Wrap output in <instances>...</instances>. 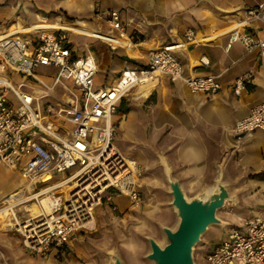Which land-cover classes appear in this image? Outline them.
Listing matches in <instances>:
<instances>
[{"label": "built area", "instance_id": "1", "mask_svg": "<svg viewBox=\"0 0 264 264\" xmlns=\"http://www.w3.org/2000/svg\"><path fill=\"white\" fill-rule=\"evenodd\" d=\"M247 14L231 32L227 48L239 41L247 52L259 51L264 65V38L240 29L250 19L264 22V0ZM108 22L113 29L109 34L140 48L119 10L110 11ZM21 31L0 30V164L18 170L25 181L3 197L0 226L6 231L17 230L29 250L45 254L68 244L79 231L95 229L97 209L105 202L118 208L116 195L126 196L133 206L143 202L141 166L116 145L113 120L120 101L143 78L167 75L184 80L193 92L212 94L222 83L219 75L185 72L177 54L187 43L206 41H197L194 30H188L184 39L153 50L145 66L128 65L114 83L102 86L96 85L97 59L92 54H76L70 28ZM90 36L112 48L123 46L113 38ZM41 66L58 68L52 84L36 73ZM252 74L249 70L237 78V92ZM58 85L70 94L58 96ZM257 129L264 130V102L240 118L233 131L242 136ZM34 205L38 208L35 213ZM205 259L206 264H264V219H245L241 227H232Z\"/></svg>", "mask_w": 264, "mask_h": 264}, {"label": "crops", "instance_id": "2", "mask_svg": "<svg viewBox=\"0 0 264 264\" xmlns=\"http://www.w3.org/2000/svg\"><path fill=\"white\" fill-rule=\"evenodd\" d=\"M260 1L0 0V30H22V34L44 24L52 25L49 28H70L75 48L77 42H86L83 52L77 49L76 54H92L99 69V58L91 43L95 37L90 34L122 43V47L111 48L95 38L107 46L111 59L120 66L117 76L96 81L97 86L117 80L121 70L130 65L124 56L130 55L145 66L153 50L168 41L184 39L188 30H194L197 41L208 38L202 43H187L177 56L186 73L219 75L222 87L217 93H194L184 80L161 75L148 88H135L123 98L113 120L117 142L125 154L137 159L148 187L161 178L171 194L167 178L170 172L186 195L194 197L213 189L221 173L234 195L261 186V180L250 175L264 171V130L237 136L233 129L253 106L264 102V65L259 51L247 52L239 41L231 48L227 45L236 25L248 18L247 10ZM115 9L120 11L128 33L140 48L108 33L113 32L109 13ZM49 12H60L71 19L67 23L54 21L46 14ZM240 29L264 38L261 20L250 19ZM249 70L253 71L252 76L237 92V78ZM20 186L2 193V197ZM9 232H0V264H43L40 254L23 246L20 238Z\"/></svg>", "mask_w": 264, "mask_h": 264}, {"label": "rangeland", "instance_id": "3", "mask_svg": "<svg viewBox=\"0 0 264 264\" xmlns=\"http://www.w3.org/2000/svg\"><path fill=\"white\" fill-rule=\"evenodd\" d=\"M49 17L53 18L54 21L60 20L65 23L71 19L60 12L49 14ZM91 43L100 62V69L96 74L97 83L117 76L120 66L111 59L107 46L95 38ZM85 48L86 42L79 41L76 43V50L78 49L80 53ZM128 56L130 57V55ZM36 73L49 84H52L58 73V68L41 66L36 70ZM156 78L137 88H148ZM67 83L75 88L72 82L67 81ZM75 90L77 89L75 88ZM55 93L61 97L70 94L62 85L56 87ZM51 103L55 104V101L51 100ZM69 126L71 129L74 128L73 124H69ZM115 143L125 154L124 149L117 142V135L115 136ZM144 175L145 173L142 171L140 177L142 185L139 188L143 202L140 205L133 206L126 196L116 195L115 203L118 208H114L110 203L105 202L97 209V226L95 229L81 230L73 236L68 244L54 247L45 254L33 253L41 255L43 264H110V251L115 248L125 264H152V261L146 257L150 251V244L146 236H153L160 243H164V233L160 224L174 225L177 221V215L171 203L172 195L168 193L162 179H157L156 185L148 187L143 181ZM254 175L251 174L250 177L253 178ZM157 176L160 174L158 173ZM55 179H58V176ZM19 184L22 187L25 181L18 170H9L0 166V203H2V193ZM243 191L239 194L234 192L238 201H227L226 205L218 212V216L224 219L227 224L224 226L214 224L202 235L201 241L194 250L196 264H206L207 253L212 251L226 237V232H230L232 227H241L245 219L256 217L264 219V179L261 180V186L258 189L251 191L244 189ZM1 230L6 231L3 226H0V232ZM9 234L19 237L24 246L22 235L17 230L14 229ZM0 249H3L1 241Z\"/></svg>", "mask_w": 264, "mask_h": 264}, {"label": "water", "instance_id": "4", "mask_svg": "<svg viewBox=\"0 0 264 264\" xmlns=\"http://www.w3.org/2000/svg\"><path fill=\"white\" fill-rule=\"evenodd\" d=\"M167 178L177 221L172 226L160 224L164 233V243H160L153 236H146L150 244V251L146 257L152 264H196L195 246L210 226L227 224L218 216V212L227 201L237 202L238 197L230 193L221 173L213 189L194 197L186 195L179 180L173 178L170 172H167ZM110 264H125L115 248L110 251Z\"/></svg>", "mask_w": 264, "mask_h": 264}, {"label": "trees", "instance_id": "5", "mask_svg": "<svg viewBox=\"0 0 264 264\" xmlns=\"http://www.w3.org/2000/svg\"><path fill=\"white\" fill-rule=\"evenodd\" d=\"M53 12H49V13H46V14H52ZM124 60H127L128 61V63L130 64V65H135V64H138V65H142V66H144V64H142V63H140V62H138L137 60H135V58H133V57H129V56H124V58H123ZM254 177L255 178H258V179H260V180H263L264 179V171H262V172H260V173H257V174H255L254 175Z\"/></svg>", "mask_w": 264, "mask_h": 264}, {"label": "bare ground", "instance_id": "6", "mask_svg": "<svg viewBox=\"0 0 264 264\" xmlns=\"http://www.w3.org/2000/svg\"><path fill=\"white\" fill-rule=\"evenodd\" d=\"M237 24V23H236ZM50 26H52V25H49V24H44V25H39L37 28H49ZM238 27V24L236 25V28ZM55 28H56V26H55ZM57 28H63V27H57ZM205 40H207L208 38H204ZM153 79H151V78H143L142 79V82H141V84L139 85V86H141V85H144V84H146V83H148V82H150V81H152ZM138 86V87H139ZM32 210H33V213H35V212H37L38 211V208H37V206L36 205H34L33 207H32ZM10 213H13V212H10ZM14 213H15V210H14Z\"/></svg>", "mask_w": 264, "mask_h": 264}]
</instances>
